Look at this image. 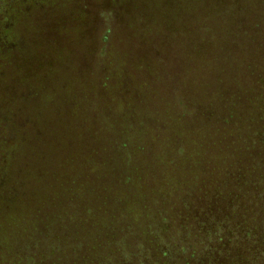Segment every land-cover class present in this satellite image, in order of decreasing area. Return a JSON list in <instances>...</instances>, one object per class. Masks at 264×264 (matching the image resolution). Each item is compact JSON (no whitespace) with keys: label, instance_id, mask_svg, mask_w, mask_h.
<instances>
[{"label":"trees","instance_id":"obj_1","mask_svg":"<svg viewBox=\"0 0 264 264\" xmlns=\"http://www.w3.org/2000/svg\"><path fill=\"white\" fill-rule=\"evenodd\" d=\"M0 264H264V0H0Z\"/></svg>","mask_w":264,"mask_h":264},{"label":"rangeland","instance_id":"obj_2","mask_svg":"<svg viewBox=\"0 0 264 264\" xmlns=\"http://www.w3.org/2000/svg\"><path fill=\"white\" fill-rule=\"evenodd\" d=\"M66 85L68 86V88H67V91H68V96L70 95H72L73 94V92H74V88H69V85H68V82H66ZM60 227V226H59ZM61 228V227H60Z\"/></svg>","mask_w":264,"mask_h":264}]
</instances>
